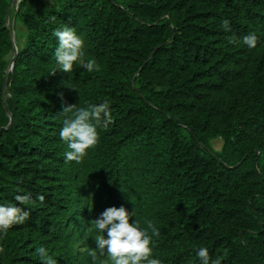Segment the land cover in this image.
Listing matches in <instances>:
<instances>
[{
    "label": "trees",
    "instance_id": "1",
    "mask_svg": "<svg viewBox=\"0 0 264 264\" xmlns=\"http://www.w3.org/2000/svg\"><path fill=\"white\" fill-rule=\"evenodd\" d=\"M12 1L0 0V203L18 189L34 203L17 202L31 215L0 239V264H41V245L57 264H107L89 253L112 206L160 229L162 264H199L202 246L221 264H264V0H21L6 25ZM65 26L98 71L56 69ZM248 34L254 49L228 42ZM105 101L99 142L66 162L64 108Z\"/></svg>",
    "mask_w": 264,
    "mask_h": 264
},
{
    "label": "clouds",
    "instance_id": "2",
    "mask_svg": "<svg viewBox=\"0 0 264 264\" xmlns=\"http://www.w3.org/2000/svg\"><path fill=\"white\" fill-rule=\"evenodd\" d=\"M222 28L226 32L232 31L227 20L223 21ZM53 35L58 41L54 52L56 69L72 72L74 67H82L89 73L99 70L96 60L87 57L85 41L75 28H57ZM258 39L257 35L248 34L242 40L239 37H230L228 42L242 43L249 49H254ZM63 113L66 118L63 120L59 137L68 149L64 159L66 162L81 163L88 151L99 142L100 130L112 121L110 103L85 102L83 107H77V104L67 106ZM37 199L43 201L44 196L40 195ZM17 202L22 206H30L34 203L33 194L25 189H18L13 196V202L0 203V239H3L10 229L25 224L30 218V208L20 207ZM92 228L95 230V247L89 254L93 260L97 256H106L107 264H162L160 259L153 256L155 238L159 237L160 229L152 222L142 226L137 219L136 210L129 212L124 206L108 207L94 220ZM0 252H3L2 248ZM36 254L41 264H57L56 259L43 245L36 249ZM196 255L199 264H221L219 259L210 256L206 246L199 247ZM101 264H104V261H101Z\"/></svg>",
    "mask_w": 264,
    "mask_h": 264
},
{
    "label": "water",
    "instance_id": "3",
    "mask_svg": "<svg viewBox=\"0 0 264 264\" xmlns=\"http://www.w3.org/2000/svg\"><path fill=\"white\" fill-rule=\"evenodd\" d=\"M21 0H13L9 6V9L7 11V14H6V19H5V23L6 25H8V21H9V14H10V11L12 9V7L16 6L20 3ZM12 42H13V48H14V54H13V58L10 62V65L7 69V72H6V75H5V78H4V84H3V102H4V107H5V111L6 113L8 114L9 118H10V123H9V126L8 128L10 127V125L12 124V115L9 113L8 111V108H7V105L5 103V95H6V80H7V74L9 72H11L13 70V65L15 63V60H16V57H17V47L15 46V39H14V32H12Z\"/></svg>",
    "mask_w": 264,
    "mask_h": 264
},
{
    "label": "rangeland",
    "instance_id": "4",
    "mask_svg": "<svg viewBox=\"0 0 264 264\" xmlns=\"http://www.w3.org/2000/svg\"><path fill=\"white\" fill-rule=\"evenodd\" d=\"M219 146H220L219 142L213 144V148L215 147L217 150L219 149Z\"/></svg>",
    "mask_w": 264,
    "mask_h": 264
}]
</instances>
